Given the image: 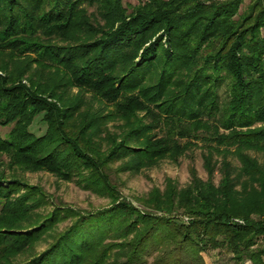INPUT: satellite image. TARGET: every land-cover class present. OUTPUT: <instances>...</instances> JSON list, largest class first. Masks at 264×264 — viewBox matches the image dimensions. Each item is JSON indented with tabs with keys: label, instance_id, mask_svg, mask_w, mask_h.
Segmentation results:
<instances>
[{
	"label": "trees",
	"instance_id": "1",
	"mask_svg": "<svg viewBox=\"0 0 264 264\" xmlns=\"http://www.w3.org/2000/svg\"><path fill=\"white\" fill-rule=\"evenodd\" d=\"M243 5L0 0V127L10 126L0 155L9 166L112 190L107 162L126 160L136 172L202 140L209 175L191 168L187 185L154 189L146 209L115 197L106 208L69 211L74 221L51 244L13 263L66 214L42 215L40 190L1 174L0 264H206L204 253L215 255L211 264H264V0ZM28 73L48 77L24 83ZM72 88L116 110L88 121ZM119 115L128 128L99 158L89 139ZM78 118L86 122L72 126ZM36 119L42 134L31 130Z\"/></svg>",
	"mask_w": 264,
	"mask_h": 264
},
{
	"label": "rangeland",
	"instance_id": "2",
	"mask_svg": "<svg viewBox=\"0 0 264 264\" xmlns=\"http://www.w3.org/2000/svg\"><path fill=\"white\" fill-rule=\"evenodd\" d=\"M143 1L145 0H122V3L125 7L131 8ZM248 2L249 0H244L243 6H245ZM87 10L88 12H93L94 7H88ZM21 59L23 58H16L12 64L21 65L22 62H24L21 61ZM33 68L36 69V66L33 65ZM12 69L13 67H11L9 73L13 74L15 70ZM0 74L6 73L0 71ZM30 75V73L26 74V78H22V81L27 83V76ZM31 77L36 81L43 82L46 80L48 75L46 73L45 76L31 75ZM71 94L83 99V103L81 104L82 109L80 112L87 113L85 119L88 121H91V119L94 121V119H97L100 115H105L107 112L114 113V110H116V106L114 104L106 103L99 97L95 98L91 92L86 91L82 94V96H79L81 94V90L72 88L70 91V95ZM84 121L80 122V119L78 118L71 125L79 127L82 123H84ZM105 121L106 120H104V122ZM124 121L125 120L121 118L120 115L109 119L104 124V132L101 134V137L89 139L90 145L94 148L95 152L100 155L99 158L103 159V156L108 153L113 143H118L121 140V136L128 128L127 123ZM9 129L10 126L0 127V136H5ZM44 129L45 126L37 121V119L31 127V130L35 131L37 134H42ZM156 131L157 130H152L149 134L155 133ZM156 136L160 137L161 133H157ZM196 143V146L191 147L186 153L179 156L176 161L165 157L160 159L154 166L147 167L136 172L122 166L123 162L126 160L107 162L105 164L104 173L108 175L112 190L110 186L106 185L105 187L103 186L100 191L96 190V188L92 186L86 187L83 182L78 181L77 177H74L71 180H64L46 170L31 171L15 165L9 166L8 158L0 155V175L2 174V178L9 180L11 178H16L20 182L40 190L44 199V205L38 210L42 215H48L54 209L59 210L62 215L66 214V217L63 218L61 222H58L53 229L44 235L45 238H41L35 242L29 251L17 254L14 258L12 257V262L20 263L28 260L51 244L56 239L58 234L74 221L75 218L73 215L69 214V211L86 214L97 209L106 208L109 207L112 202L114 203L115 197L118 198L117 201L124 199L129 201L138 209H146L144 203L149 200L150 193L154 189L163 191L168 184L177 185L178 187H184L187 185L192 178L190 173L191 168L195 171L197 178L204 181L207 180L209 175L203 158L206 150L203 146H201L203 143L202 140H199ZM230 159L237 164L235 159ZM213 176L212 181L216 183L220 177L219 172L214 170ZM24 192L25 190L22 186L20 188V193ZM154 212L160 213L159 211ZM202 255L206 264H211V259L215 257L213 253L211 255L205 253ZM3 259L1 260V264H7V262ZM109 260H111V257ZM148 261L151 263L152 258H149ZM228 264L232 263L229 262ZM244 264L251 263L249 261H245Z\"/></svg>",
	"mask_w": 264,
	"mask_h": 264
}]
</instances>
